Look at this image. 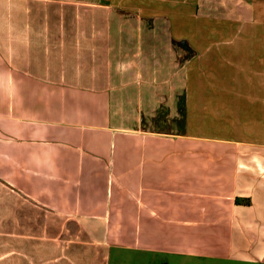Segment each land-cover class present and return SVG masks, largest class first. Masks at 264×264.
<instances>
[{
	"label": "crops",
	"instance_id": "obj_1",
	"mask_svg": "<svg viewBox=\"0 0 264 264\" xmlns=\"http://www.w3.org/2000/svg\"><path fill=\"white\" fill-rule=\"evenodd\" d=\"M257 10L0 0V264H264Z\"/></svg>",
	"mask_w": 264,
	"mask_h": 264
},
{
	"label": "rangeland",
	"instance_id": "obj_2",
	"mask_svg": "<svg viewBox=\"0 0 264 264\" xmlns=\"http://www.w3.org/2000/svg\"><path fill=\"white\" fill-rule=\"evenodd\" d=\"M252 3H255L257 7V16L263 18L264 14V0H252ZM130 262V259H129ZM131 262L134 263V260L131 259ZM178 262V261H177ZM172 264V263H171ZM173 264H177L173 259ZM186 264H233L228 262H219V261H212V260H201V259H190L186 262Z\"/></svg>",
	"mask_w": 264,
	"mask_h": 264
}]
</instances>
